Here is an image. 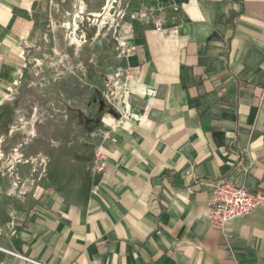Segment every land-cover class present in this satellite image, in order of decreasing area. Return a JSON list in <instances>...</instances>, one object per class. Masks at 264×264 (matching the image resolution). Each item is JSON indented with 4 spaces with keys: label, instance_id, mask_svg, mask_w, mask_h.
<instances>
[{
    "label": "crops",
    "instance_id": "obj_1",
    "mask_svg": "<svg viewBox=\"0 0 264 264\" xmlns=\"http://www.w3.org/2000/svg\"><path fill=\"white\" fill-rule=\"evenodd\" d=\"M39 2L0 0V106ZM128 45L93 148L1 197L0 264H264V202L222 230L206 216L219 178L264 193V0H149Z\"/></svg>",
    "mask_w": 264,
    "mask_h": 264
},
{
    "label": "rangeland",
    "instance_id": "obj_2",
    "mask_svg": "<svg viewBox=\"0 0 264 264\" xmlns=\"http://www.w3.org/2000/svg\"><path fill=\"white\" fill-rule=\"evenodd\" d=\"M107 2L40 0L22 81L0 106V200L63 179L123 98L131 24L149 0Z\"/></svg>",
    "mask_w": 264,
    "mask_h": 264
},
{
    "label": "built area",
    "instance_id": "obj_3",
    "mask_svg": "<svg viewBox=\"0 0 264 264\" xmlns=\"http://www.w3.org/2000/svg\"><path fill=\"white\" fill-rule=\"evenodd\" d=\"M156 28L161 29L160 24ZM104 158L103 151L96 149L94 160L99 171L105 167ZM263 202V192H251L243 186H236L232 178L222 177L213 183L211 195L207 200L206 216L212 228L222 230L229 221L247 215ZM21 257L34 264H43L27 257Z\"/></svg>",
    "mask_w": 264,
    "mask_h": 264
},
{
    "label": "bare ground",
    "instance_id": "obj_4",
    "mask_svg": "<svg viewBox=\"0 0 264 264\" xmlns=\"http://www.w3.org/2000/svg\"><path fill=\"white\" fill-rule=\"evenodd\" d=\"M110 5H111V2H110V0H108V2L105 5V10H108Z\"/></svg>",
    "mask_w": 264,
    "mask_h": 264
}]
</instances>
